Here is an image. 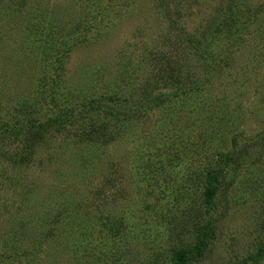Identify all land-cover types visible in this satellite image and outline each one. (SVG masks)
<instances>
[{
  "label": "rangeland",
  "instance_id": "374dc122",
  "mask_svg": "<svg viewBox=\"0 0 264 264\" xmlns=\"http://www.w3.org/2000/svg\"><path fill=\"white\" fill-rule=\"evenodd\" d=\"M17 1L0 0V121L19 100L74 121L26 164L2 139L0 264H175L203 230L184 264H264V0H24L6 18ZM91 119L90 148L70 132Z\"/></svg>",
  "mask_w": 264,
  "mask_h": 264
},
{
  "label": "trees",
  "instance_id": "16d2710c",
  "mask_svg": "<svg viewBox=\"0 0 264 264\" xmlns=\"http://www.w3.org/2000/svg\"><path fill=\"white\" fill-rule=\"evenodd\" d=\"M24 0H19L16 2L13 7H9L8 9L5 8L2 10V13H5L6 18H10L9 16L13 17L19 16L24 8ZM52 18H55L54 16ZM58 18V16H57ZM55 20V19H54ZM15 23V21H13ZM53 26L52 33L45 36L44 39L50 43H53L55 40V37L52 36L53 32H58L60 29L59 21L56 20ZM60 40V39H59ZM58 40V41H59ZM56 41V40H55ZM50 55H53L52 61L47 62L46 65H40V72L38 76L39 81V87H38V93L39 97L41 99V103H38L37 100H35L43 107L44 104H47L49 100H51V94L53 93V86L55 85V79H53V82L49 81L47 73L48 71H51L52 77H54L61 69V65L59 63V57L58 55H55L54 52H51ZM50 64V65H49ZM49 65L50 69H47V66ZM43 66V67H42ZM42 80V82L40 81ZM46 79V80H45ZM54 84V85H53ZM20 101V100H19ZM19 101H16L15 106L13 110L10 113V117H12L10 120L7 121H0V146L4 145L2 143V139L4 141H7L9 138L11 139V143L14 144L13 151L9 152L11 156H8L7 158L10 160V162H17V163H27V159L29 155L34 151V145L38 144L40 141L43 142L46 138V136H53L55 134L59 135L58 129L61 128L60 124L65 120L68 119L71 116V111L69 112H59L57 115H53L51 118L48 117V115H42L41 117H33L27 115L26 112H30L33 108H35L34 103H32L30 100H28V104L30 107L27 110L22 107V105L26 102L24 101L23 104H19ZM27 110V111H26ZM33 112V111H32ZM97 114L94 112V115ZM33 117V118H31ZM72 117V116H71ZM70 117V118H71ZM72 119V118H71ZM68 120L69 121H71ZM74 121V119H72ZM105 126V122L102 119L99 120H93L91 119L90 122L86 124L85 129H78V130H72L70 132V135H73L74 137L78 138H86V141L90 144V148L93 146H97L99 141V135L101 133L102 128ZM3 133V134H2ZM5 133V134H4ZM49 136V137H50ZM8 143V142H7ZM218 177V174L216 172H205L204 173V179H205V185L202 190L203 194V202L205 204V208H207L210 204L211 195L213 193V182L216 181ZM207 235V232L205 230L201 231L198 234V239L196 244L191 245L188 248H183L180 250L175 251L174 253V261L175 264H184L185 258L192 257V255L200 250H202L205 246V242L202 241V239Z\"/></svg>",
  "mask_w": 264,
  "mask_h": 264
}]
</instances>
